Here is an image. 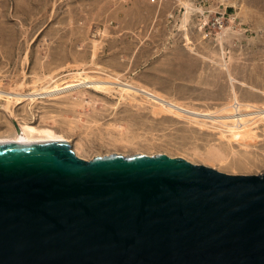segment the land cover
Instances as JSON below:
<instances>
[{
  "label": "rangeland",
  "instance_id": "rangeland-1",
  "mask_svg": "<svg viewBox=\"0 0 264 264\" xmlns=\"http://www.w3.org/2000/svg\"><path fill=\"white\" fill-rule=\"evenodd\" d=\"M196 1L3 0L2 92L85 82L20 103L0 97V140H14L29 124L64 136L85 159L166 153L227 173H264V113L243 136L204 118L235 101L231 75L238 80L237 100L264 107V0H229L230 27L220 39L199 33L191 9ZM187 70L194 82L186 81ZM205 73L209 81L202 84ZM114 75L185 111H171L142 92L125 94L122 84L108 81ZM106 82L112 88L96 87Z\"/></svg>",
  "mask_w": 264,
  "mask_h": 264
},
{
  "label": "water",
  "instance_id": "water-1",
  "mask_svg": "<svg viewBox=\"0 0 264 264\" xmlns=\"http://www.w3.org/2000/svg\"><path fill=\"white\" fill-rule=\"evenodd\" d=\"M0 264H264V173L0 141Z\"/></svg>",
  "mask_w": 264,
  "mask_h": 264
},
{
  "label": "bare ground",
  "instance_id": "bare-ground-1",
  "mask_svg": "<svg viewBox=\"0 0 264 264\" xmlns=\"http://www.w3.org/2000/svg\"><path fill=\"white\" fill-rule=\"evenodd\" d=\"M225 62H226L225 65L228 67L227 61H225ZM112 77H114L113 80L108 79V81L117 82L119 84H122L121 91L124 93L126 92L129 94V92H131V91L136 92V93L142 92V93L147 94V96L151 100H153L155 103L163 105L164 107H167L171 111H173V109H176L177 107L179 108V109L177 108L178 110H180V111L184 110L185 111V108H183L182 106H179V105L175 104L174 102H172L171 100L165 98L164 96L159 94L157 91L146 88L144 86L134 84L132 82L121 81L120 77H118L116 75H114ZM230 78L232 81V83H230V84H233V90H232L234 92L233 96H235L237 98L238 92L236 91L237 86H235V83H237L238 80H237V78H235L232 75L230 76ZM79 79L81 80V78H78V81L73 80V81H68V82H63V83H57L55 85H50V84L45 85L41 89H37V90L34 89L35 90L34 93L23 94V95H16L17 93L12 92V91H10V92L8 91L6 93L5 92L3 93L2 90L0 89V97H4V98L10 99V100H16L18 103H20L26 99L27 95L32 96V94H35V95L36 94H52V93H58L59 91L63 92V91H67L68 89H72L73 87L78 86V85L85 82L82 80L79 81ZM109 83H111V82H109ZM111 84H113V83H111ZM96 87H100L103 89L112 88V86L108 85L107 82L105 85L100 84V85H96ZM236 98H235V101L233 103H228V104H226V105H224L218 109L211 110L206 114L204 113V116H205L204 118L210 121L208 123H213V126H215V127L228 128V130L231 132V134L233 136H240V135L243 136V135H246L248 132H250L251 124L255 123L257 121V120L254 121V119L257 116L264 113V107L259 106L258 104L254 103L252 101H243L240 99L237 100ZM31 99L34 100L35 96ZM162 111H163V109H162ZM189 112H190V110H189ZM190 115H191V117H194V118L199 117V116H197V112L194 114L191 113ZM263 116L264 115H262L261 118H263ZM207 125L209 126V124H207ZM23 131H24V134L16 135L14 141H38V140L64 139V136L57 135L59 133L55 134L52 131H50L49 129L37 130L36 128H34L33 126H31L29 124L24 125ZM3 141H6V140H3Z\"/></svg>",
  "mask_w": 264,
  "mask_h": 264
},
{
  "label": "built area",
  "instance_id": "built-area-1",
  "mask_svg": "<svg viewBox=\"0 0 264 264\" xmlns=\"http://www.w3.org/2000/svg\"><path fill=\"white\" fill-rule=\"evenodd\" d=\"M187 9V3H182ZM229 0H197L193 6L196 14V28L204 39H220L230 27L231 13Z\"/></svg>",
  "mask_w": 264,
  "mask_h": 264
},
{
  "label": "crops",
  "instance_id": "crops-1",
  "mask_svg": "<svg viewBox=\"0 0 264 264\" xmlns=\"http://www.w3.org/2000/svg\"><path fill=\"white\" fill-rule=\"evenodd\" d=\"M2 1H3V0H0V3H2ZM204 63H205V60H204ZM185 75H186L185 77H186V81H187V82L191 83V81H192V82L195 81V75H193L192 73H190V70H187V72H186ZM208 75H209V74L206 75V73H205V75H204V77H203L202 84L205 83V81H209V80L207 79Z\"/></svg>",
  "mask_w": 264,
  "mask_h": 264
}]
</instances>
